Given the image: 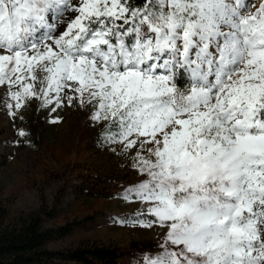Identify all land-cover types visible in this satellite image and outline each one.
<instances>
[{
  "label": "snow or ice",
  "instance_id": "1",
  "mask_svg": "<svg viewBox=\"0 0 264 264\" xmlns=\"http://www.w3.org/2000/svg\"><path fill=\"white\" fill-rule=\"evenodd\" d=\"M77 5L0 0V85L41 98L39 71L45 104L71 91L117 125L109 142L151 146L135 192L166 240L146 264H264V0Z\"/></svg>",
  "mask_w": 264,
  "mask_h": 264
},
{
  "label": "rangeland",
  "instance_id": "2",
  "mask_svg": "<svg viewBox=\"0 0 264 264\" xmlns=\"http://www.w3.org/2000/svg\"><path fill=\"white\" fill-rule=\"evenodd\" d=\"M254 3L259 6V0ZM71 4L78 6L77 0ZM76 15L70 11L61 18L54 35ZM36 75L33 91L41 98L25 96L20 85H0V207L7 214L5 221L35 214L42 207L50 212L40 213L44 228L71 225L70 233L49 243L51 248L133 243L163 250L166 230L156 223L144 226L155 218L148 211L151 205L135 192L148 179L139 170V158L154 159L148 154L151 146L140 147L143 137L130 149L124 143L100 142L109 120L93 119L98 103L81 106L73 100L69 105L68 97L76 94L67 91L59 106L54 93L49 94L53 102L45 104L40 94L46 86L44 74ZM30 82L25 78L22 83ZM16 91L22 94L19 108L11 99ZM84 187L101 188V193L87 195Z\"/></svg>",
  "mask_w": 264,
  "mask_h": 264
},
{
  "label": "trees",
  "instance_id": "3",
  "mask_svg": "<svg viewBox=\"0 0 264 264\" xmlns=\"http://www.w3.org/2000/svg\"><path fill=\"white\" fill-rule=\"evenodd\" d=\"M143 2L144 0H128V6L137 7ZM181 83L184 88L190 85L187 73L181 77ZM110 129H117L112 121L102 127L100 142L107 140ZM81 190L91 196L101 193V188L98 187H84ZM40 213L50 215V212L40 207L35 214L18 216L6 222L7 214L0 207V264H146L148 258H155L163 251L152 248L146 250L133 243L130 246L92 244L51 248L49 243L70 233L71 225L44 228Z\"/></svg>",
  "mask_w": 264,
  "mask_h": 264
},
{
  "label": "bare ground",
  "instance_id": "4",
  "mask_svg": "<svg viewBox=\"0 0 264 264\" xmlns=\"http://www.w3.org/2000/svg\"><path fill=\"white\" fill-rule=\"evenodd\" d=\"M71 1H73V0H71ZM68 13H70V10H69V11H66V12H64V13H63V16H62L61 18H63V19H64V18L66 17V14H68ZM61 18H60V19H61ZM57 27H58V26H57ZM58 28H59V27H58Z\"/></svg>",
  "mask_w": 264,
  "mask_h": 264
}]
</instances>
